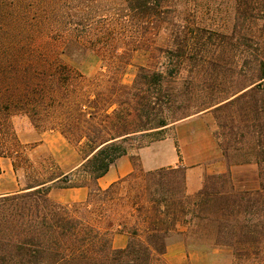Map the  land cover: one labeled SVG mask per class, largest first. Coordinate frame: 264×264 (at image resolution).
<instances>
[{"label": "trees", "instance_id": "16d2710c", "mask_svg": "<svg viewBox=\"0 0 264 264\" xmlns=\"http://www.w3.org/2000/svg\"><path fill=\"white\" fill-rule=\"evenodd\" d=\"M209 9L229 16V32L199 22ZM88 54L107 74L87 79L73 67ZM139 56L147 62L123 84ZM204 113L229 165L256 164L257 190L236 191L225 173L187 195L185 168L144 171L129 155ZM15 114L58 132L81 155L78 167L37 170ZM127 155L133 171L101 189L97 180ZM3 158L27 179L0 195V264H167L174 242L264 264V0H0ZM52 186L86 188L87 199L54 202ZM115 233L126 235L123 248Z\"/></svg>", "mask_w": 264, "mask_h": 264}, {"label": "crops", "instance_id": "0c3cea01", "mask_svg": "<svg viewBox=\"0 0 264 264\" xmlns=\"http://www.w3.org/2000/svg\"><path fill=\"white\" fill-rule=\"evenodd\" d=\"M209 116L210 113L199 114L181 120L170 127L176 142V147H173V151H169L163 157L166 162L162 166L159 164L161 157L153 158L152 156L151 160L148 159L150 155L149 147L138 150L137 155L140 157L141 167L144 171H153L169 166L185 168V191L187 195H193L202 188L205 176L225 173H229L236 191L257 190L259 182L257 181L256 165L254 163L229 165L226 162L213 136V124L209 120ZM57 134L64 140L59 133ZM38 136L40 144L36 148L48 146L53 154L59 151L56 148L52 150L48 145L47 139L51 135H48L46 132H39ZM167 142H170L169 138L163 140V144ZM78 165L73 166L65 173L74 170ZM0 166V183L7 178L10 179L11 176L15 177V171L13 170L10 159H1ZM132 171L133 167L129 156H122L115 160L103 177L97 180V184L101 189H105ZM245 171H248L249 176L244 174ZM13 182L12 185H0V195L17 192L18 189H16L15 179H13ZM87 194L88 191L86 188L53 189L52 186L49 197L51 196L57 203L62 204L83 201L87 198Z\"/></svg>", "mask_w": 264, "mask_h": 264}, {"label": "rangeland", "instance_id": "374dc122", "mask_svg": "<svg viewBox=\"0 0 264 264\" xmlns=\"http://www.w3.org/2000/svg\"><path fill=\"white\" fill-rule=\"evenodd\" d=\"M202 2H205V0H202ZM212 3V2H210ZM182 9V8H181ZM224 9V7H222ZM221 11H214L209 9V12L206 10H202L199 14V22L201 20L204 21L202 25L205 27L214 29L218 31H230L231 27V20L229 16ZM223 25H226L224 28ZM161 37H164L162 35ZM161 40H157V43H160ZM141 57H137L131 64L125 69L124 74L122 75L121 81L125 85H130L135 76H136V66L138 63H143ZM147 62V61H146ZM144 62V63H146ZM73 67L78 70V72H81L87 79H91L101 73L107 74V68L105 67V64L97 58L93 54H88L83 61H81L78 65H73ZM188 74L186 71L181 73V78L185 79L187 78ZM209 120L213 124V136L215 137L216 132L218 131V127L216 125V121L214 119V116L210 114ZM11 122L14 128V131L20 140V142L24 145H27L28 148L24 151L25 155L29 158L30 162L33 164L37 170L41 169V165H50L51 162H54L55 164H58L61 171L66 172L69 169H71L73 166L79 164L82 160L81 155L67 145L66 141L63 140L60 136H58V132L56 131H45L48 135H51L47 139L48 145L53 149H58V152L52 153L51 149H49L48 146H36L40 144L39 142V131L36 130L29 119L23 115V114H15L11 117ZM166 138H169L170 142H167L163 144V140ZM173 140V141H172ZM217 141V140H216ZM32 148H29V147ZM34 147V148H33ZM150 149V155L149 160H151V157H161L159 159V164L162 166L165 164L166 160L163 159V157L170 151H173V147H176V142L173 137V133L171 132V128H168L165 132L164 138L159 141H155L151 143L149 146ZM140 150V149H138ZM137 149H131L129 151V155H137L138 153ZM139 162L140 157L138 156ZM253 163V162H250ZM255 164V163H254ZM256 165V164H255ZM257 168V166H256ZM143 169V168H142ZM258 171V169H256ZM27 172L24 169H18L15 171V177L11 176V178L5 179V181L1 182L0 185H12L13 179H15L16 182V189L20 190L24 187V184L27 179ZM244 174L248 175V171H245ZM249 176V175H248ZM258 181V176H257ZM1 187V186H0ZM53 189H57L56 186H53ZM88 191V190H87ZM51 200L56 202L55 199H53L50 196ZM87 198H85L84 202ZM80 202H70V203H62V204H74V203H80ZM127 237L124 234H118L115 233V236L113 238V246L115 248H123L126 245ZM165 260L167 264H235V260L232 254V251L227 248H203L196 245H186L184 243H172L166 252ZM239 264H260L259 261H253V260H245L244 258L241 260Z\"/></svg>", "mask_w": 264, "mask_h": 264}]
</instances>
